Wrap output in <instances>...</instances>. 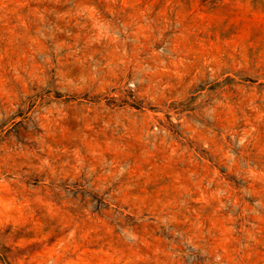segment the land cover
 <instances>
[{
    "label": "rangeland",
    "instance_id": "374dc122",
    "mask_svg": "<svg viewBox=\"0 0 264 264\" xmlns=\"http://www.w3.org/2000/svg\"><path fill=\"white\" fill-rule=\"evenodd\" d=\"M0 264H264V0H0Z\"/></svg>",
    "mask_w": 264,
    "mask_h": 264
}]
</instances>
